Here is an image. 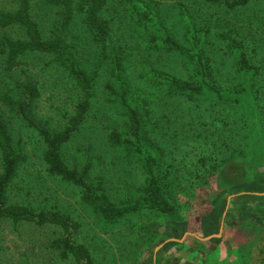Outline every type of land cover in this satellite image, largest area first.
Returning <instances> with one entry per match:
<instances>
[{
	"label": "rangeland",
	"instance_id": "obj_1",
	"mask_svg": "<svg viewBox=\"0 0 264 264\" xmlns=\"http://www.w3.org/2000/svg\"><path fill=\"white\" fill-rule=\"evenodd\" d=\"M115 1H107L110 6L104 14L112 29L103 44L91 39L79 16L67 27L78 49L77 62L88 73L93 71L94 79L86 116L61 146L60 156L68 167L78 170L88 161L86 180L100 183V193L112 207L129 205L141 194L146 181L144 154L127 145H113L109 138L111 131L123 134L127 128L122 109L106 90L109 50L120 45L126 57L121 76L132 103L143 106L148 114L143 136L150 139L157 155L162 187L174 203V212L139 209L115 220L104 219L101 213L108 206L103 201L99 206L84 202L77 186L46 172L43 142L0 102L12 143L24 156L7 187V203L67 214L78 225L73 240L83 243L100 264H264V159L226 158L222 140L234 147L236 137L230 134L236 132L231 126L236 115L221 113L210 119L201 112L206 96L214 92L206 90L200 98H188L189 94L169 86L164 76L188 79L193 64L167 50L163 31L154 20L142 26L135 20V9ZM152 1L161 8L157 22L171 37L185 48L192 40L203 47L223 79V91L232 93L233 86L239 87L236 79L230 80L229 71L240 52L264 72V0H248L233 10L204 0ZM29 5L41 34L48 36L57 8L43 0H29ZM15 6L14 0H0V10ZM222 32L234 37L239 47L227 51ZM0 34L22 37L15 27L0 29ZM2 67L0 59V91L24 78L34 81L38 96L33 117L51 131L61 130L78 97L62 65L49 53L32 51L19 56L9 71ZM252 81L251 89H256L260 100L264 75ZM255 146L263 148L264 141ZM212 162L221 165L205 179ZM220 223V234L205 239L219 232ZM60 234L62 230L53 225L0 220V264H75L71 256L61 258L49 248L50 240Z\"/></svg>",
	"mask_w": 264,
	"mask_h": 264
},
{
	"label": "trees",
	"instance_id": "obj_2",
	"mask_svg": "<svg viewBox=\"0 0 264 264\" xmlns=\"http://www.w3.org/2000/svg\"><path fill=\"white\" fill-rule=\"evenodd\" d=\"M16 6L12 10H0V29L15 27L22 32V37H10L0 34V59L3 70L9 71L18 63V58L23 53L38 51L51 54L54 59L66 70L69 78L78 90V97L72 106V112L66 117L64 127L59 131H51L45 123L33 117L32 107L38 96L36 83L29 78L15 81L9 89L0 91V102L7 110L17 116L23 124L34 130L44 144L41 157L46 172L51 176L59 177L81 190V199L93 206L102 204L106 211L101 213L106 220H115L126 213L139 209L154 210L161 213H172L174 203L163 189V176L158 172L157 155L152 151L151 141L143 136L144 126L148 114L143 106L132 103L126 82L121 76L125 55L120 45L109 50V77L106 85L108 95L113 97L127 121L126 131L121 134L116 130L110 132L109 138L113 145L132 148L135 152L144 154L143 169L146 174L145 185L139 196H136L129 205L111 206L106 203L105 197L100 193V183H89L87 173L90 163L87 161L79 170L68 167L60 156L61 146L67 142L80 128L92 98V85L94 72L88 73L84 66L77 62L75 55L78 51L75 42L68 37L67 27L70 21L79 16L91 39L97 44H103L111 33L110 23L104 12L107 11L108 0H43L45 3L56 7L57 17L53 20L48 36H43L37 22L31 17L29 0H14ZM221 3L227 9H236L247 4L248 0H204ZM121 5L129 4L135 9L136 22L146 26L153 21L158 29L163 31L162 43L167 50L181 57L187 58L193 64V69L188 71V79L183 81L174 76H164L166 82L174 90L187 93L188 98H200L206 90L214 92L211 97L206 96L207 104L202 108L201 114L211 117L221 113L235 114L232 137H236L234 147H227L222 140L226 158H260L264 159V147H256L258 141H264V97L259 100L255 96L256 89L252 90L258 75H264L255 65L240 52L235 55V62L231 69V81L237 80L238 88L233 86L232 93L223 91L222 77L218 69L211 64V59L203 47L196 42H191L185 48L176 38L171 37L166 28L159 25L161 8L158 2L152 0H116ZM114 6V4H111ZM117 7V6H116ZM113 7H111L112 9ZM114 9V8H113ZM112 9V10H113ZM223 45L227 51L239 47L237 40L227 32L220 33ZM263 72V74H261ZM227 88V87H226ZM254 92V94H253ZM200 94H202L200 96ZM204 98H201L204 101ZM249 104V105H245ZM227 105V106H226ZM228 106L230 108H228ZM223 109V110H222ZM218 112V113H217ZM222 118V117H221ZM235 121H237L235 123ZM236 134V135H235ZM235 154V155H234ZM24 156L13 145L8 125L0 115V220H9L12 223L24 222L41 227L53 225L59 227L63 235L54 237L48 243L49 248L57 250L61 258L71 256L75 264H100L96 262L89 249L83 243L73 240L77 231V223L67 214L48 208L36 210L22 204L7 203V187L17 174L19 165ZM250 161L252 159H249ZM207 163V162H206ZM202 165V164H201ZM206 165V164H205ZM203 165L202 167H204ZM206 178L214 170L217 171L220 163L208 164ZM201 167V166H200ZM160 174V175H159ZM95 208V207H94Z\"/></svg>",
	"mask_w": 264,
	"mask_h": 264
},
{
	"label": "water",
	"instance_id": "obj_3",
	"mask_svg": "<svg viewBox=\"0 0 264 264\" xmlns=\"http://www.w3.org/2000/svg\"><path fill=\"white\" fill-rule=\"evenodd\" d=\"M225 208H226V207H225ZM220 231H221V223H220V226H219V232H218L217 234H212V235H210V236H207L205 239H208V238H210V237H215V236L219 235V234H220Z\"/></svg>",
	"mask_w": 264,
	"mask_h": 264
}]
</instances>
